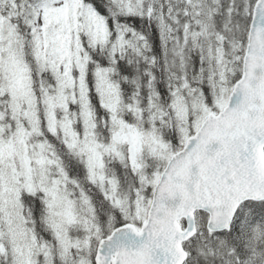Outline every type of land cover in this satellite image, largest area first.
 <instances>
[{
    "label": "snow or ice",
    "instance_id": "1",
    "mask_svg": "<svg viewBox=\"0 0 264 264\" xmlns=\"http://www.w3.org/2000/svg\"><path fill=\"white\" fill-rule=\"evenodd\" d=\"M0 264H264V0H0Z\"/></svg>",
    "mask_w": 264,
    "mask_h": 264
}]
</instances>
